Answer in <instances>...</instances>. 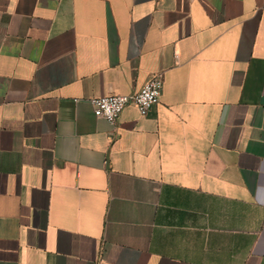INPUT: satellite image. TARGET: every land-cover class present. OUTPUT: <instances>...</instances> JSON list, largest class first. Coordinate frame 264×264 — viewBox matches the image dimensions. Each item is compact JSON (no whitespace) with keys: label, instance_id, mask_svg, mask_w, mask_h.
Masks as SVG:
<instances>
[{"label":"crops","instance_id":"crops-1","mask_svg":"<svg viewBox=\"0 0 264 264\" xmlns=\"http://www.w3.org/2000/svg\"><path fill=\"white\" fill-rule=\"evenodd\" d=\"M0 264H264V0H0Z\"/></svg>","mask_w":264,"mask_h":264},{"label":"built area","instance_id":"built-area-1","mask_svg":"<svg viewBox=\"0 0 264 264\" xmlns=\"http://www.w3.org/2000/svg\"><path fill=\"white\" fill-rule=\"evenodd\" d=\"M162 85V78L155 76L135 93H117L94 97L91 100L94 113L97 117L104 118L111 124H115L124 107L128 103H133L141 114H146L154 104L159 102Z\"/></svg>","mask_w":264,"mask_h":264}]
</instances>
